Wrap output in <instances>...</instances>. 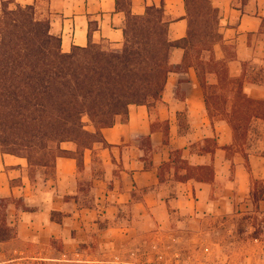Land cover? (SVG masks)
Masks as SVG:
<instances>
[{"label":"crops","instance_id":"1","mask_svg":"<svg viewBox=\"0 0 264 264\" xmlns=\"http://www.w3.org/2000/svg\"><path fill=\"white\" fill-rule=\"evenodd\" d=\"M211 1L220 9L223 36L214 48L216 58L228 62L231 77H246L244 90L250 97L264 99V0ZM17 4L34 5L40 18L50 19L65 52L91 42L123 47L128 15H144L151 7L164 9L170 39H183L189 31L186 0H15L13 6ZM185 53L182 47L172 49L171 64L180 68L170 72L160 100L133 103L126 121L102 128L103 142L85 150L82 170L76 158L61 156L53 176L39 169L38 177H31L26 157L0 147V201H9L0 206V217L6 214L16 231L0 245L69 240L79 224L111 218L126 207L153 217L250 198L251 181L264 178V120L254 119L246 143L237 144L231 125L209 115L196 66L184 67ZM207 80L218 81L213 74Z\"/></svg>","mask_w":264,"mask_h":264},{"label":"trees","instance_id":"2","mask_svg":"<svg viewBox=\"0 0 264 264\" xmlns=\"http://www.w3.org/2000/svg\"><path fill=\"white\" fill-rule=\"evenodd\" d=\"M186 2L189 31L183 39H170L164 9L151 7L144 15H128L123 47L91 42L65 52L50 19L40 18L34 5L0 0V145L12 147L3 151L26 157L31 177V171L54 170L61 156L76 158L82 167L85 150L103 142L102 128L126 121L133 103L161 99L170 72L180 68L170 61L174 47L186 50L184 67L196 66L211 118L226 120L243 146L253 120H264V99L250 97L246 77H231L228 62L215 56V45L223 41L220 9L211 0ZM208 74L218 81L209 83ZM250 197L258 211L264 178L252 180ZM253 218L258 238L264 217ZM0 219V240L12 238L15 228L6 214Z\"/></svg>","mask_w":264,"mask_h":264},{"label":"rangeland","instance_id":"3","mask_svg":"<svg viewBox=\"0 0 264 264\" xmlns=\"http://www.w3.org/2000/svg\"><path fill=\"white\" fill-rule=\"evenodd\" d=\"M45 170L53 176L51 167ZM31 174L38 177V173ZM250 199L245 196L220 208L153 217L142 209L126 207L111 218L79 224L69 240L0 245V264H264V233L255 237L252 226L253 217H264V200L257 211ZM8 202L3 199L0 206Z\"/></svg>","mask_w":264,"mask_h":264}]
</instances>
